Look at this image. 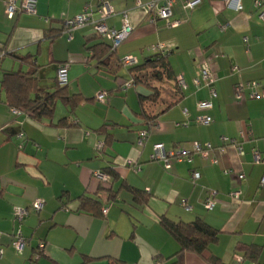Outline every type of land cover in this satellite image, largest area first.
Returning <instances> with one entry per match:
<instances>
[{"label":"crops","instance_id":"1","mask_svg":"<svg viewBox=\"0 0 264 264\" xmlns=\"http://www.w3.org/2000/svg\"><path fill=\"white\" fill-rule=\"evenodd\" d=\"M34 1L36 16L24 14L9 20L5 0H0V49L6 52L0 76L4 71L28 70L10 54L34 56L41 86L51 90L57 83V67L69 64V91L85 101L72 114L59 103L53 124L69 117V126L55 127L27 115L13 116L1 90L0 248L4 254L0 264H27L39 254L37 264H82L85 258H90L88 264H154L157 258L160 264H173L180 247L162 226L163 217L185 223L201 218L217 229L219 242L210 247L207 257L213 255L224 264H252L242 248L255 246L260 249L257 261L264 264V98L238 101L235 96L240 83L257 81L259 91L264 90V23L254 0H242V12H236L237 3L229 9L222 0H203L194 10L184 8L186 0H176L170 19L180 22L175 28L137 7V0H114L117 15L107 25L120 29L121 13L127 11L134 32L116 54L101 62L88 49L108 41L95 39L92 26L75 31L72 38L65 28L66 21L81 14L86 5L98 20L99 0ZM150 1L141 0L143 4ZM219 25L228 28L221 32ZM159 44L174 46L169 61L187 88L178 96L166 99L163 95L159 104L148 107L157 126L149 129L147 144L141 148L139 132L149 126L139 116L140 96L151 94L147 84L172 91L177 86L161 71L147 69L137 72L144 84L124 90L131 73L121 67L120 59L135 56L141 65L156 54L154 48ZM207 59L215 63L213 99L210 88L194 83ZM103 91L110 95L106 103L96 101ZM204 100L212 102L211 110H198L197 103ZM60 105L66 112L58 110ZM203 116L214 122L199 124ZM21 131L23 141L17 138ZM107 137L111 144L98 153L96 144ZM223 139L240 142L244 155L230 146L224 154L215 153L217 164L212 157L194 155L190 162L171 160L169 170L150 161L155 144H163L169 153L190 149L194 142L219 148ZM255 151L261 154L260 164L254 161ZM128 160L139 164L141 171L130 170ZM105 169L118 174L113 183L115 202L108 201L101 192L102 183L93 176ZM226 170L232 173L226 175ZM193 172L201 175L196 184L191 181ZM124 185L141 191L148 197L146 203L135 202ZM212 192H217L216 206L208 210L205 201ZM233 192L241 193L239 200L233 199ZM82 196L99 200L107 214L93 217L79 212ZM36 200L44 202L39 213L32 209ZM183 201L190 210L183 207ZM17 207L30 211L21 226L27 240L22 253L13 248L19 227L14 220ZM42 243L45 248L37 253ZM185 263L208 264L194 253L185 254Z\"/></svg>","mask_w":264,"mask_h":264},{"label":"built area","instance_id":"2","mask_svg":"<svg viewBox=\"0 0 264 264\" xmlns=\"http://www.w3.org/2000/svg\"><path fill=\"white\" fill-rule=\"evenodd\" d=\"M114 0H99L97 12L99 14V19H93V13L91 12V7L86 5L81 14L77 15L73 19L66 21V33L72 38V35L75 31L84 29L88 26H92L94 33L101 37L103 40L108 41L113 51H117V49L123 45L127 40L131 38L133 35L134 29L129 21L128 12H122V27L120 29L111 28L107 25V21L116 16L117 12L114 9L112 2ZM227 8H232V6L237 3L236 12H242L244 7L242 5V0H222ZM176 0H152L146 4H143L141 0H137V7L145 8L150 15H154L155 18L167 21L168 27L175 28L180 25L179 21L171 22L170 19L172 17V8L175 5ZM203 0H186L184 3V8L186 10H194L197 7L202 5ZM6 5V15L9 20H14L17 16L20 15H37L36 2L34 0H5ZM254 7L259 12V19L262 23H264V0H254ZM154 21V20H153ZM152 21V22H153ZM219 30L224 32L227 30V25H219ZM246 43H248V39H246ZM175 50L172 44H159L154 48L156 53H160L163 55H169ZM4 56L1 54L0 59ZM139 64V60L135 56H126L120 60V65L122 68L129 70L131 68L136 67ZM68 72H69V64H60L57 67V80L61 86L68 85ZM215 63L213 59H207L202 63L201 71L199 77L194 81L197 87L205 86L210 88V96L211 99L216 97V90L214 89L215 84ZM177 85L181 90H185L187 88V84L182 76L177 78ZM133 87V80L126 81L123 84L124 90H128ZM261 87L260 83L257 81L248 82V83H240L235 86V96L238 101H244L246 99L256 100L264 98V90L259 91ZM109 94L107 92H101L97 95V101L104 103L108 100ZM197 108L200 111H209L213 108V104L209 100L199 101L197 103ZM11 113L13 116L20 117L22 115H26L25 112L11 109ZM214 121L209 116H203L198 119V123L201 125H210ZM181 124H177L180 126ZM187 125V124H186ZM157 124H154L153 127H156ZM150 136L149 130H143L139 132V137L137 140V145L141 148H144L147 144L148 138ZM17 138L19 140H24L25 134L21 131L18 133ZM224 145L219 148H214L210 144L203 145L199 142H194L191 144L190 149L178 148L171 152H166L163 144H155L153 148V153L150 155V161L152 162H160L164 165L166 170L171 169V160H176L178 162H190L194 155H198L202 158H211L212 162L217 164L218 159L215 157V153L224 154L226 152V147H233L237 150L238 155H244V148L240 142L235 139H223ZM95 150L98 153H102L105 150V144L103 140L98 141L95 146ZM212 154H214L212 156ZM254 161L256 164L262 163L261 154L258 151L253 153ZM128 168L135 173H139L141 171V166L135 163L133 160H128ZM232 173V170H226L224 174L229 175ZM93 176L98 179L102 185H109L111 183V177H109L103 171L94 172ZM201 175L198 172H193L191 176V181L193 184L200 179ZM241 177L244 178V174H241ZM262 184H264V178L262 179ZM216 195L217 192H212L211 197L205 201V207L208 210L214 209L216 206ZM241 193L233 192L231 196L235 200H239ZM182 205L185 209L190 210V207L187 205L185 201L182 202ZM44 206V202L42 200H37L32 209L39 213L42 211ZM107 209H103V214H107ZM30 211L28 208L17 207L14 209V220L19 224L18 229L14 234L13 248L17 253H22L27 244V240L24 238L21 226L22 223L29 217ZM45 245L42 243L39 245V252H43ZM4 254V250L0 248V258H2ZM38 258V255L35 259ZM242 263V259L239 260ZM27 264H35L34 261L28 262ZM154 264H160L155 262Z\"/></svg>","mask_w":264,"mask_h":264},{"label":"trees","instance_id":"3","mask_svg":"<svg viewBox=\"0 0 264 264\" xmlns=\"http://www.w3.org/2000/svg\"><path fill=\"white\" fill-rule=\"evenodd\" d=\"M96 38L103 40L101 37L95 34V39ZM103 42L104 43L97 44L88 49V51L92 52L93 59L97 60L98 62H101L105 59L107 60L114 54H116V51H113L111 44H108L105 41ZM4 53H6L4 49H0V54ZM10 56L17 59L20 62L21 66H28L27 71H23V69L20 68L17 71H4V73H2V76H0V88L2 92H4L5 102L10 109H17L25 112L30 119L36 122L49 121L51 124H53L56 108L59 103L68 108L71 114L74 113L75 110L84 103L85 99L80 94H71L68 86H61L58 83L57 78V83L53 89L49 90L43 88L41 86V78L38 76V67L34 64V56L26 55L24 57H20L13 54H10ZM169 56L170 54L163 55L160 53H156L152 57H147L144 60L143 64L140 65L139 63L136 67L128 70L131 73V78L126 81L133 80V86L139 83L144 84L145 81L137 75L138 71L147 69L156 72L161 71L166 79L176 82V93L178 96L183 90H181L177 85L178 77H176L174 74L169 61ZM4 57L5 56L0 59V71L1 61ZM147 85L151 88L152 92L147 97L140 96L141 113L139 114V116H141V118L149 126V128L146 130H149L153 127L154 124H156V116L150 115L148 107L150 105L154 107L159 104V101L161 99V92L160 89L153 88L149 84ZM174 104L175 103L168 105L167 108L173 106ZM53 125L55 127H67L69 126V117H65L61 119L57 124ZM111 141V137L103 139L105 148L107 145L111 144ZM101 171L111 177V183L106 186L103 185L101 188V192L107 194L108 201L115 202L117 201V194L113 190V183L118 180V174L112 169H105ZM124 188L132 194L135 202L144 204L148 200V197L145 196L141 191L131 188L127 185H124ZM78 201L79 212L89 214L93 217L105 216L103 214V209L105 207H101V203L99 200L82 196ZM161 224L171 235V237L175 239L180 247L178 254L174 258L175 260L173 264H186V253H194L200 257H203L208 264H224L219 258L213 255L207 257L206 255L209 252L210 247L216 245L219 242L220 232L210 226L205 220L198 218L193 222L185 223L173 222L168 218L163 217L161 220ZM242 251H244L245 253V259L250 260L252 264H259L257 261L260 253L259 248H256L255 246L246 247L242 248ZM38 252L39 250H37V253ZM39 259L40 254L38 255L37 259L32 258L29 262L34 261L35 264H37ZM245 259L243 258V260ZM159 261H161L160 258H157L155 260V262L158 263ZM88 263H90V258H85L82 264Z\"/></svg>","mask_w":264,"mask_h":264},{"label":"rangeland","instance_id":"4","mask_svg":"<svg viewBox=\"0 0 264 264\" xmlns=\"http://www.w3.org/2000/svg\"><path fill=\"white\" fill-rule=\"evenodd\" d=\"M155 71H153V73H154ZM154 77H149V79H150V81H154V79H153ZM160 92H161V97L163 96V95H165V98L167 99L168 97L167 96H175L177 93V89H176V91H172V89H169L168 87L167 88H161L160 89ZM0 94H1V89H0ZM171 99H173V98H171ZM169 102V101H168ZM167 102V103H168ZM58 110H63L64 112H66L65 111V108L64 107H62L61 105L59 106V109ZM58 115H59V111H57V117H58ZM37 201V200H36Z\"/></svg>","mask_w":264,"mask_h":264}]
</instances>
